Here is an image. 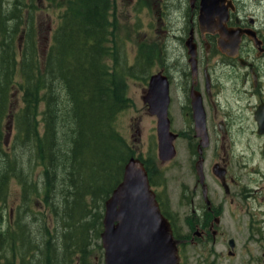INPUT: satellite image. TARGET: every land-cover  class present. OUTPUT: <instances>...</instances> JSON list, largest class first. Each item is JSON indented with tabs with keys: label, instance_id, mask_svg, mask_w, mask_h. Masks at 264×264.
Listing matches in <instances>:
<instances>
[{
	"label": "trees",
	"instance_id": "trees-1",
	"mask_svg": "<svg viewBox=\"0 0 264 264\" xmlns=\"http://www.w3.org/2000/svg\"><path fill=\"white\" fill-rule=\"evenodd\" d=\"M40 1L0 0V124L2 109L10 108L16 87L24 103L20 114L13 119L16 130L13 153L8 151V145L0 151L3 168L0 174V232L2 210L5 208L3 202L11 179L20 189L15 199L25 204L33 205L42 200L46 207L57 212L60 205L53 199L50 205L48 201L52 195L60 193L65 200L72 199L62 212L67 214L61 220L62 226L69 229L59 240L64 261L66 264H94L89 259L93 240L92 255L101 261L97 264H102V248L98 241L102 232L104 203L120 183L125 164L135 156L129 147L122 149L119 141L125 142L112 128L120 103L113 91L116 88L113 78L111 81L108 79L106 66L102 67L99 62L109 53L103 44L105 35L110 34L109 4L108 0H67L66 5V0H46L50 6L56 1L61 16L59 24L51 30V38L42 46L39 22L34 15L36 10L43 8ZM24 15L27 19L23 22ZM20 29L22 40L19 43ZM84 72L88 79L81 80ZM55 87L56 90L64 88L70 91L72 108L75 109V112L70 111L72 116L57 109L60 101L53 95ZM38 101L44 103L43 124L42 127L39 125L41 133L35 112ZM75 101L78 105H74ZM96 127H101L102 132L108 134L107 142L101 143L100 132H93ZM67 129L70 131L65 132ZM112 139L120 148L117 156L110 144ZM60 147L67 150L68 157L60 154ZM147 173L152 185L149 171ZM1 206L4 207L2 210ZM160 207L165 215L161 204ZM13 211L16 213L18 210ZM30 213L37 212L31 210ZM37 214L41 215L40 212ZM18 217L17 223H13L18 227V233L11 231L9 242L15 236L21 237L22 217ZM40 243L49 253L45 264H59L54 254H60L54 249L56 241L46 229L40 234ZM34 246L27 245L29 256L37 250ZM67 255L69 257L65 259Z\"/></svg>",
	"mask_w": 264,
	"mask_h": 264
},
{
	"label": "flooded vegetation",
	"instance_id": "flooded-vegetation-1",
	"mask_svg": "<svg viewBox=\"0 0 264 264\" xmlns=\"http://www.w3.org/2000/svg\"><path fill=\"white\" fill-rule=\"evenodd\" d=\"M203 1L172 0L171 10L161 4L156 14L157 23L174 19L179 24V36L172 38L177 49L185 51L175 72L186 132L174 129L171 99L168 117L175 157L176 141L187 135L188 151L195 158L186 232L166 218L177 231L179 264L186 262L187 246L199 250L201 264H264V198L254 196L264 197V0ZM205 3L210 9L202 8ZM209 23L219 25L223 33ZM219 72L233 79V85L224 84L229 92L235 88L239 94L233 102L238 107L235 113L221 105ZM160 73L168 81L170 98L171 77ZM193 96L199 98L204 113L206 139L199 136L202 130H195ZM155 139L158 148L156 129ZM175 157L160 163L166 166ZM136 158L149 171L146 159Z\"/></svg>",
	"mask_w": 264,
	"mask_h": 264
},
{
	"label": "rangeland",
	"instance_id": "rangeland-1",
	"mask_svg": "<svg viewBox=\"0 0 264 264\" xmlns=\"http://www.w3.org/2000/svg\"><path fill=\"white\" fill-rule=\"evenodd\" d=\"M40 3L43 4V8L36 10L34 15L39 22V40L41 45L44 46L48 39L51 38L52 28L59 24L61 14L59 6L55 5L56 1H53L54 4L52 3L51 6L46 0H41ZM107 3L109 4L110 34L105 35L103 44L107 47L109 53L101 58L99 62L102 67L105 68L106 66L105 71L108 74V79L111 81V78H113V86L116 87L113 91L116 92L120 103L114 115L115 120L112 128L118 137L125 142L124 144L119 141L123 150L129 147V149L134 151V155L146 159L145 162L149 167V175L164 213L169 216L179 231L186 232L187 221L185 217L188 216L186 214L190 213L189 201L194 182L193 164L195 161V158L193 159L190 151H188V149H191L189 146L190 142L187 135L182 134L183 137L176 141L177 155L174 161L166 166L164 164L161 165L158 159L155 139L156 120L149 113L148 106L143 100L147 91V82L151 75L159 71H163L165 75H169L171 77L170 99L172 101L170 114L172 115L174 129L177 132L185 131L184 117L181 116L180 109H178L182 101H177V99L181 98V93L177 88L179 84L178 73L175 72L176 69L180 68V63L185 59V51L184 49L178 50L177 42L172 38L173 35L179 36L177 31L179 28L176 29L179 24L174 19L170 21L163 19L162 23H157L156 18L158 9H160L159 12L161 11V4L162 6L166 4L168 10H171L172 0H108ZM66 4H68L67 0L65 1ZM25 16L22 18L23 22L27 19ZM13 25L14 23L10 27ZM21 32L22 29L19 31V43L22 40ZM218 74L221 82V105L223 107L226 106L227 111L235 113L238 107L233 102L238 98L239 94L235 88L229 92V88L224 85H233L231 82L233 79L222 72ZM86 79L88 78L86 77V72H84L81 80ZM14 90L15 97L13 101L11 100L10 108L5 107L2 109L3 117L0 124V151L6 149L8 145V151L11 154L14 151L13 143L16 140L13 119L16 115L20 114L19 112L24 107L18 88L16 87ZM92 90L91 92L93 93ZM52 92L53 95L55 94L59 98L60 104L57 108L59 112L62 111L63 114H70L71 110L75 112V109L72 108L73 101L71 96H69L70 91H66L64 88L56 90L55 87ZM230 95L233 101L230 99ZM74 105H78V102L75 101ZM177 110L178 115L176 114ZM43 111L44 103L38 101L35 105V112L38 114L36 118L40 133L42 132L40 127L43 124L41 122ZM70 116L72 115L70 114ZM66 125L67 123L65 124V129ZM69 131L67 129L65 132ZM93 132H100L101 143L107 142L109 136L102 132L101 127L94 128ZM21 133V137L24 140V133ZM113 139L110 141V144L114 147L113 151L117 156L120 148L114 144ZM66 143L71 144L70 141H66ZM26 146L23 145V147ZM59 149L60 154H63L64 157L66 154L67 157L69 156L64 147H60ZM2 169L0 165V174L2 173ZM36 173L37 170L35 177ZM61 190L62 187L60 186L59 191ZM6 193L7 195L3 202L5 208L1 206V210L4 209L2 210L3 226L0 232V264H45V257L49 253L47 248L40 245V234L44 229L56 241L54 249L60 252V254L54 253L57 257V262L59 264H66L59 240H61V235L63 236V234L69 231L67 227L62 226L61 220L67 215L62 214V212H65L67 209L65 208L66 203H71L69 201L71 198H66L65 200L64 195L60 193L56 194V196L52 195L48 201L49 205L52 203V199L55 201V204L60 205V210L55 212L46 207V203L42 200L29 205L15 199L19 195L20 189L14 179H11L9 182ZM254 196L256 200L264 198L258 196V193L254 194ZM13 210L18 211L14 213ZM31 210L37 213L40 212L41 215L30 213ZM31 214L37 216L40 220L37 217L32 218ZM18 216L22 217L20 219L21 237L18 239L15 236L12 242H9L11 231L16 234L18 233V227L15 224L13 225L14 222L17 223V220H19ZM11 236H13V233ZM49 241H51V237ZM98 242L100 243V241ZM26 244L35 245L34 248L37 249L35 253L29 256ZM11 245L14 247V252ZM94 247L95 241L92 240L89 249L92 253L89 259L92 263L97 264L101 261L92 255ZM198 253V249H192L191 246H187L186 251L183 253L186 260L185 264H201L198 260Z\"/></svg>",
	"mask_w": 264,
	"mask_h": 264
},
{
	"label": "water",
	"instance_id": "water-1",
	"mask_svg": "<svg viewBox=\"0 0 264 264\" xmlns=\"http://www.w3.org/2000/svg\"><path fill=\"white\" fill-rule=\"evenodd\" d=\"M202 8L208 10L210 6L205 3ZM208 25L223 33L219 25ZM189 55L194 56L191 51ZM190 63L193 69V58ZM168 90L166 77L158 73L150 77L143 98L149 113L156 118L158 159L162 163L175 157L172 144L175 136L170 132L168 118ZM192 111L195 130L197 133L202 130L199 136L206 139L204 113L196 96L192 97ZM200 166L201 161L197 163V174ZM100 244L103 264H179L178 242L169 221L161 213L143 164L135 158L128 160L122 180L104 203Z\"/></svg>",
	"mask_w": 264,
	"mask_h": 264
}]
</instances>
